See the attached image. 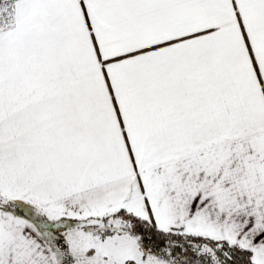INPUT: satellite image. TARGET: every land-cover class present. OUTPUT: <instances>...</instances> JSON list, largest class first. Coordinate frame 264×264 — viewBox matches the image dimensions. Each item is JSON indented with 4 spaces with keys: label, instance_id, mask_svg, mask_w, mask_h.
Returning <instances> with one entry per match:
<instances>
[{
    "label": "snow or ice",
    "instance_id": "obj_1",
    "mask_svg": "<svg viewBox=\"0 0 264 264\" xmlns=\"http://www.w3.org/2000/svg\"><path fill=\"white\" fill-rule=\"evenodd\" d=\"M0 264H264V0H0Z\"/></svg>",
    "mask_w": 264,
    "mask_h": 264
}]
</instances>
